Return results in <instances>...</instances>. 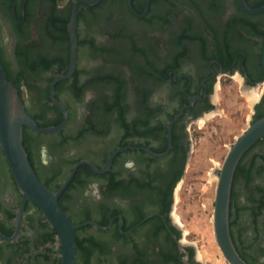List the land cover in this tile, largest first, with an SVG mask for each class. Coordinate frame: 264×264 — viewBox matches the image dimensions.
Masks as SVG:
<instances>
[{
	"label": "flooded vegetation",
	"instance_id": "1",
	"mask_svg": "<svg viewBox=\"0 0 264 264\" xmlns=\"http://www.w3.org/2000/svg\"><path fill=\"white\" fill-rule=\"evenodd\" d=\"M262 7L264 0H0L7 79L38 128L61 125L51 134L24 127L23 146L50 191L72 175L58 204L80 225L75 264H203L182 239L175 196L201 121L264 116V10L250 12ZM260 167L264 138L242 155L231 188L230 230L248 264H264ZM20 209L16 238L0 240V264H56V232L32 201L22 205L0 150L1 235L16 233Z\"/></svg>",
	"mask_w": 264,
	"mask_h": 264
},
{
	"label": "water",
	"instance_id": "2",
	"mask_svg": "<svg viewBox=\"0 0 264 264\" xmlns=\"http://www.w3.org/2000/svg\"><path fill=\"white\" fill-rule=\"evenodd\" d=\"M75 2V0H73ZM245 9V5H240ZM250 11L251 13L261 12ZM76 6L74 5L69 30L72 34V65L68 75L73 70L75 62L76 40L73 33L76 20ZM262 65L264 67V46L262 52ZM53 98V88H51ZM64 114L65 110L59 106ZM40 134H51L61 129V125L51 128H38L35 121L26 114L24 105L19 97L18 91L7 79V75L0 58V150L10 168L15 184L22 194V205L26 200L32 201L43 213L50 226L56 232L57 246L60 248L58 264H75V230L80 225H74L69 220L58 204V196L67 186L71 176L63 183L56 192L50 191L37 178L30 165L26 151L23 146V128ZM264 138V116L249 124L248 127L228 146L227 153L223 159L220 169L217 171V185L211 216L212 233L214 241L224 262L227 264H247L239 255L230 230V197L231 188L236 166L242 155L258 140ZM109 158L106 168L109 166ZM175 203L173 210H175ZM22 216V209L17 219V230L12 237H5L0 234V240L4 242L13 241L18 233V226ZM96 226V225H95ZM97 227V226H96ZM194 244V243H193ZM196 259L198 252L195 246ZM201 262V261H200ZM204 264V263H203Z\"/></svg>",
	"mask_w": 264,
	"mask_h": 264
},
{
	"label": "rangeland",
	"instance_id": "3",
	"mask_svg": "<svg viewBox=\"0 0 264 264\" xmlns=\"http://www.w3.org/2000/svg\"><path fill=\"white\" fill-rule=\"evenodd\" d=\"M245 107V114L249 115L248 101ZM230 123L224 117L200 122L186 180L176 195L175 216L183 225L182 239L194 243L198 258L204 264H224L212 233V201L217 185L213 171L221 167L228 146L247 128L249 121ZM261 182L264 187V175Z\"/></svg>",
	"mask_w": 264,
	"mask_h": 264
},
{
	"label": "trees",
	"instance_id": "4",
	"mask_svg": "<svg viewBox=\"0 0 264 264\" xmlns=\"http://www.w3.org/2000/svg\"><path fill=\"white\" fill-rule=\"evenodd\" d=\"M264 172V169H262L260 167V175H262ZM261 211H264V187L263 186H260V212ZM230 229H231V221H230ZM231 237H232V233H231ZM232 240H233V237H232ZM233 243H234V240H233ZM235 245V243H234ZM236 247V245H235ZM237 249V248H236ZM238 251V250H237ZM239 253V252H238ZM240 257L244 260L243 256L239 253ZM245 261V260H244ZM246 262V261H245ZM59 263V260L57 261L56 264ZM247 263V262H246ZM248 264V263H247Z\"/></svg>",
	"mask_w": 264,
	"mask_h": 264
},
{
	"label": "bare ground",
	"instance_id": "5",
	"mask_svg": "<svg viewBox=\"0 0 264 264\" xmlns=\"http://www.w3.org/2000/svg\"><path fill=\"white\" fill-rule=\"evenodd\" d=\"M220 168H216V170L218 171ZM216 170H214V171H216ZM214 171H213V173H214ZM215 176L217 177V174H215Z\"/></svg>",
	"mask_w": 264,
	"mask_h": 264
},
{
	"label": "built area",
	"instance_id": "6",
	"mask_svg": "<svg viewBox=\"0 0 264 264\" xmlns=\"http://www.w3.org/2000/svg\"><path fill=\"white\" fill-rule=\"evenodd\" d=\"M224 264H227L226 262H224Z\"/></svg>",
	"mask_w": 264,
	"mask_h": 264
}]
</instances>
